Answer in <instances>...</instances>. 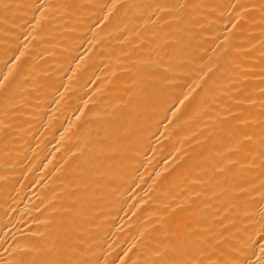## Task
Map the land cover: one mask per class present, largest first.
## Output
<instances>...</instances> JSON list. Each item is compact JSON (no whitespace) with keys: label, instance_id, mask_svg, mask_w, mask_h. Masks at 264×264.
<instances>
[{"label":"bare ground","instance_id":"obj_1","mask_svg":"<svg viewBox=\"0 0 264 264\" xmlns=\"http://www.w3.org/2000/svg\"><path fill=\"white\" fill-rule=\"evenodd\" d=\"M0 264H264V0H0Z\"/></svg>","mask_w":264,"mask_h":264}]
</instances>
